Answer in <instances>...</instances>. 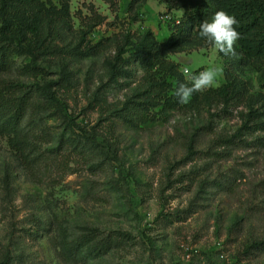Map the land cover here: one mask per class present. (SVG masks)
Wrapping results in <instances>:
<instances>
[{"label": "rangeland", "instance_id": "rangeland-1", "mask_svg": "<svg viewBox=\"0 0 264 264\" xmlns=\"http://www.w3.org/2000/svg\"><path fill=\"white\" fill-rule=\"evenodd\" d=\"M130 2L70 0L59 51L16 52L0 72L36 95L23 155L0 137V264H264V61L189 40L167 55L180 73L216 64L237 92L167 108L176 82L146 73L135 45L147 30L166 41L187 14ZM127 39L129 72L110 81ZM46 86L61 107L44 104Z\"/></svg>", "mask_w": 264, "mask_h": 264}, {"label": "trees", "instance_id": "trees-1", "mask_svg": "<svg viewBox=\"0 0 264 264\" xmlns=\"http://www.w3.org/2000/svg\"><path fill=\"white\" fill-rule=\"evenodd\" d=\"M70 0H0V72L11 66V57L16 52L28 54H56L59 49L52 45V40L59 36V24L69 16ZM145 0H131L132 5ZM168 11L183 9L187 14L184 19L173 22L174 27L164 42L154 41L153 33L147 30L139 44L135 45L136 54H140V63L146 73L162 69L167 77L178 82H187L179 71V64L167 57L170 50L196 42L199 37V24L211 20L218 10H225L234 15L241 38L236 43L243 60L250 63L254 60L264 61V0H162ZM102 21L100 18L97 24ZM132 43L127 39L119 46L113 60L106 61L110 81H115L129 71L119 64L130 63L129 57L122 58L127 46ZM200 45V43L198 44ZM125 65V66H126ZM31 64L27 68L34 67ZM201 71L197 68L193 73ZM165 76V77H166ZM235 79L225 71V83L212 89L221 98L236 93ZM210 92L207 91L209 97ZM43 102L50 108L61 107L60 100L49 86L43 87L40 93ZM196 94V93H195ZM34 91L26 84L0 80V137L7 138L10 147L23 155L26 143L21 137V124L33 100ZM175 101V102H174ZM178 103L177 97H166L163 105L172 108ZM146 121V120H145Z\"/></svg>", "mask_w": 264, "mask_h": 264}, {"label": "clouds", "instance_id": "clouds-1", "mask_svg": "<svg viewBox=\"0 0 264 264\" xmlns=\"http://www.w3.org/2000/svg\"><path fill=\"white\" fill-rule=\"evenodd\" d=\"M237 24L238 21L234 15L225 10H218L210 21L204 20L199 24L198 34L218 53H223L226 56L235 55L234 46L241 38V34L236 28ZM182 74L187 82H178L174 94L180 104H187L194 93L219 87L223 67L213 64L198 73H193L189 67L185 66L182 68Z\"/></svg>", "mask_w": 264, "mask_h": 264}, {"label": "built area", "instance_id": "built-area-1", "mask_svg": "<svg viewBox=\"0 0 264 264\" xmlns=\"http://www.w3.org/2000/svg\"><path fill=\"white\" fill-rule=\"evenodd\" d=\"M162 19H163L164 21H168V20L171 19V16L169 15V13H166L164 16H162Z\"/></svg>", "mask_w": 264, "mask_h": 264}]
</instances>
